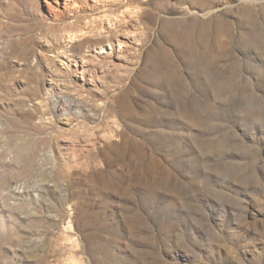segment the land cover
Masks as SVG:
<instances>
[{
    "label": "rangeland",
    "instance_id": "rangeland-1",
    "mask_svg": "<svg viewBox=\"0 0 264 264\" xmlns=\"http://www.w3.org/2000/svg\"><path fill=\"white\" fill-rule=\"evenodd\" d=\"M67 259L264 264V0H0V264Z\"/></svg>",
    "mask_w": 264,
    "mask_h": 264
},
{
    "label": "bare ground",
    "instance_id": "bare-ground-1",
    "mask_svg": "<svg viewBox=\"0 0 264 264\" xmlns=\"http://www.w3.org/2000/svg\"><path fill=\"white\" fill-rule=\"evenodd\" d=\"M149 17H150V15H149ZM41 260H42V259H40V260H38V261H40V262H41ZM67 261H68L67 263H71V260H70V259H67ZM67 263H66V264H67ZM71 264H75V263H74V262H72Z\"/></svg>",
    "mask_w": 264,
    "mask_h": 264
}]
</instances>
